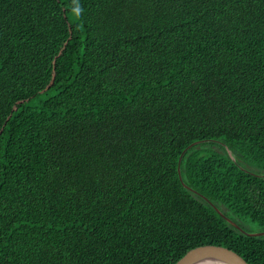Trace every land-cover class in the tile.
I'll return each instance as SVG.
<instances>
[{
    "label": "trees",
    "instance_id": "16d2710c",
    "mask_svg": "<svg viewBox=\"0 0 264 264\" xmlns=\"http://www.w3.org/2000/svg\"><path fill=\"white\" fill-rule=\"evenodd\" d=\"M80 4L0 0V264H264V0Z\"/></svg>",
    "mask_w": 264,
    "mask_h": 264
},
{
    "label": "water",
    "instance_id": "95a60500",
    "mask_svg": "<svg viewBox=\"0 0 264 264\" xmlns=\"http://www.w3.org/2000/svg\"><path fill=\"white\" fill-rule=\"evenodd\" d=\"M216 257L228 264H249L237 252L217 245H204L190 250L176 264H194L201 258Z\"/></svg>",
    "mask_w": 264,
    "mask_h": 264
},
{
    "label": "bare ground",
    "instance_id": "6f19581e",
    "mask_svg": "<svg viewBox=\"0 0 264 264\" xmlns=\"http://www.w3.org/2000/svg\"><path fill=\"white\" fill-rule=\"evenodd\" d=\"M194 264H228V263H226L225 261L219 258L212 257V258H201Z\"/></svg>",
    "mask_w": 264,
    "mask_h": 264
},
{
    "label": "clouds",
    "instance_id": "9594fccd",
    "mask_svg": "<svg viewBox=\"0 0 264 264\" xmlns=\"http://www.w3.org/2000/svg\"><path fill=\"white\" fill-rule=\"evenodd\" d=\"M73 5H74L72 9L73 15L78 18L82 17L84 14V8L81 6L80 0H73Z\"/></svg>",
    "mask_w": 264,
    "mask_h": 264
},
{
    "label": "rangeland",
    "instance_id": "374dc122",
    "mask_svg": "<svg viewBox=\"0 0 264 264\" xmlns=\"http://www.w3.org/2000/svg\"><path fill=\"white\" fill-rule=\"evenodd\" d=\"M248 226H249V224H248ZM251 227H253V226H251Z\"/></svg>",
    "mask_w": 264,
    "mask_h": 264
}]
</instances>
